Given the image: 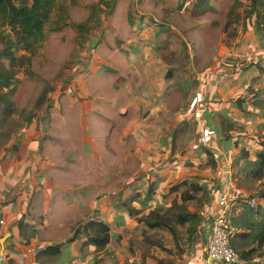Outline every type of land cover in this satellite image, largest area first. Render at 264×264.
Wrapping results in <instances>:
<instances>
[{
	"label": "rangeland",
	"instance_id": "rangeland-1",
	"mask_svg": "<svg viewBox=\"0 0 264 264\" xmlns=\"http://www.w3.org/2000/svg\"><path fill=\"white\" fill-rule=\"evenodd\" d=\"M259 1L249 15L252 0H118L113 11L99 13V27L91 22L90 30L82 31L77 25L89 21L94 13L91 7L99 0H58L29 73L27 67H18L19 81L10 88L0 85L6 105L14 112L0 124V151L10 139L26 135L33 123L39 131L45 129L42 133L48 132L52 116L59 120L52 126L56 132L61 130L66 104L88 101L78 97V77H88L84 82L89 85L95 73L101 87L111 83L117 93L125 92V102L115 104L117 111L124 112L113 121L114 139L97 145L92 156L70 152L79 160L69 161L68 155L64 161L76 164L64 170L66 186L73 187L64 190V199L71 198L69 206L75 208L64 212V242L83 223L102 218L111 227V243L103 250L83 249L86 239L82 237L65 249L64 264H202L199 257L205 250L199 255L196 247L209 239L213 192L231 187L244 193L247 201L258 199L264 179L247 178L243 168L246 154L256 161L264 144V0ZM61 9L67 13V26L53 31ZM244 25L251 27L250 35ZM8 34L10 28L0 18V35ZM131 37L139 43L129 47L126 41ZM101 44L106 52L120 51L123 61L114 68L98 62ZM131 52L135 60L129 59ZM23 55L16 52L18 57ZM151 56L159 57L162 64L148 67L143 61ZM1 63L11 70L8 60ZM150 69L158 74L159 86L152 75L148 80ZM199 94L203 101L196 110L193 102ZM148 101L155 112L147 109ZM122 121L124 129L119 128ZM204 129L216 134L204 140ZM192 185L203 190L195 192ZM174 188L178 190L173 192ZM185 193L192 199L184 201ZM80 194L86 197L72 198ZM99 203L102 213L92 209ZM121 203L138 209L140 216L130 217ZM241 205L236 201V215ZM155 210L171 220L176 240L168 228L150 229L137 220ZM170 211L201 215L202 228L192 241L190 224L176 225Z\"/></svg>",
	"mask_w": 264,
	"mask_h": 264
},
{
	"label": "crops",
	"instance_id": "crops-1",
	"mask_svg": "<svg viewBox=\"0 0 264 264\" xmlns=\"http://www.w3.org/2000/svg\"><path fill=\"white\" fill-rule=\"evenodd\" d=\"M126 31L129 32V30ZM250 31L251 27L248 32ZM138 41L131 37L127 39L126 45L129 46L132 42L139 43ZM103 48L104 44H101L96 52V56L101 59L98 61L97 57H94L95 60L114 68L123 59L118 57L121 52H106ZM150 48L149 46L146 49ZM135 58L136 56L131 52L129 59L135 60ZM146 58V61H143V59L142 61L148 67L162 64L157 56ZM147 75L148 80L150 79L149 76L152 75L151 79L155 80L159 86L161 80L153 69H150V73ZM99 77L95 73L90 75L89 85L84 82L88 77L82 79L78 77L76 79L79 90L78 97L88 99V101L85 104L79 103L81 105L66 104L65 114L60 118L62 122L61 130L59 129L56 132L55 127L52 126L53 122L56 125V122L59 121L55 120L56 115L52 116L49 121V123L52 121L51 125L46 126V129H49L48 132L42 133L45 129L41 128V132L38 130L36 123H33L31 128L26 131V135L19 139H10L0 151V242L6 235H11L6 242L4 254H2L0 245V264H19L22 261L27 263L39 261L42 264H64V251L57 258L45 254L41 255L45 248L60 244L47 242L48 239H57L58 237L64 239V227L62 225L64 224V212L66 211L65 214H68L71 209H75L69 206L71 198L64 199V190L67 187L73 188L70 185L66 186L64 170L74 168L76 164L75 162L66 163L64 161L69 155V161L74 159L77 162L79 159L77 160L75 156L79 154L78 152H82L79 154L81 157L86 152L92 156L97 145L106 144L107 139H114L113 121L116 118L115 116L121 112L117 111L115 104L125 102V92L122 94L117 93L113 90L111 83H109V87H101L96 82V78ZM162 94L161 91L159 97ZM66 96L68 98L72 97L71 94ZM77 101L79 100L77 99ZM140 103L141 101H138L136 106H139ZM147 104V109L150 112H155L156 109L151 107L152 102L148 101ZM149 116L151 118L152 113ZM149 120L151 119H148L147 127ZM119 126L120 129H124V121ZM70 152L77 153L74 156ZM84 188L86 186L82 187V189ZM73 197L74 199H80L86 197V195L80 194L79 197L76 195ZM99 206H101V203L92 206V209L101 210L102 213V208ZM80 207L82 206L76 208ZM22 217H25V223H28L35 233L29 244L20 236L17 223ZM70 222L75 223L71 220ZM47 231L55 232L51 234L54 236L43 235ZM29 250L36 251L37 256L28 253Z\"/></svg>",
	"mask_w": 264,
	"mask_h": 264
},
{
	"label": "trees",
	"instance_id": "trees-1",
	"mask_svg": "<svg viewBox=\"0 0 264 264\" xmlns=\"http://www.w3.org/2000/svg\"><path fill=\"white\" fill-rule=\"evenodd\" d=\"M117 2L118 0H99L96 6L91 7L94 13L89 21L85 24H79L77 27L82 31H88L92 27L91 22H96L95 26L99 27L101 25L99 13L107 14L106 10L111 9L113 11ZM259 2V0H252L251 7L247 11L249 15L255 13ZM57 4L58 0H0V18L10 28L11 33L7 36L0 35V67L2 68L0 69L6 73V75L0 73V85L2 87L10 88L12 84L19 81L17 79L19 71H16L18 67H27L25 72L29 73L33 57L46 40V27L51 21ZM61 11V18L55 21V26L52 27L53 31H59L67 26V13L65 9H61ZM244 26L245 31H249L250 27ZM96 44L93 43V47H96ZM17 51H23L25 55L18 57L16 56ZM2 59L9 61L11 70L5 69L4 64L1 63ZM5 99L6 95L0 93V124L14 114L6 105ZM240 105V108H242L241 102ZM205 116H208V120L210 119L209 114ZM32 119L33 115L28 117L27 125L31 124ZM262 146L263 150L257 154L256 161L249 160V154H246V166L243 168V173L247 178L257 181L264 179V144ZM209 152L212 154L211 151ZM192 188L195 192L203 190L197 185ZM177 190L178 188L172 189L173 192ZM183 197L184 201L192 199V196L188 193H185ZM257 198L261 201V204L253 208L247 202L242 203L240 213L232 220L234 228L238 231L232 242L238 256L237 264H264V254L261 253L264 250V189L259 192ZM131 202H135V197L131 199ZM122 206L129 212L130 217L138 218L140 216L141 212L138 209L131 208L129 203H123ZM170 213H172L171 217L176 218V225L184 227L186 224H190L189 239L192 241V237L198 234L202 228L201 215L182 211H170ZM137 220L140 223H145L150 229L168 228L174 239L178 238L171 220L157 210L151 211L149 215ZM17 224L21 238L29 244L35 234L33 229L28 223H25V217H22ZM82 237L86 239L82 245L83 249L93 247L96 250H103L111 243V227L103 220L91 218L87 223L85 222L77 227L72 238L66 242L45 248L41 255L45 254L57 258L70 244ZM206 245L207 242L205 241L202 246L196 247L199 255L201 254L199 252L204 250ZM257 254L259 260L257 257L255 258ZM203 255L199 257L200 261L204 258Z\"/></svg>",
	"mask_w": 264,
	"mask_h": 264
},
{
	"label": "built area",
	"instance_id": "built-area-1",
	"mask_svg": "<svg viewBox=\"0 0 264 264\" xmlns=\"http://www.w3.org/2000/svg\"><path fill=\"white\" fill-rule=\"evenodd\" d=\"M202 101L203 98L201 94H199L198 98H195L193 102V107L196 108V105ZM201 115L202 113L200 109L196 112V117L201 119ZM215 134V130L204 129L202 131L201 137L202 139L207 140V138L214 136ZM212 198L213 204L209 211L210 234L207 245L204 248L205 253L203 255L204 258L202 259V264H237L238 256L232 245L236 233L238 232L232 223L233 218L236 216V201H241V203L247 202L253 208L261 204V201L258 199L247 201V197L244 193H235L231 187L216 189L213 192ZM28 253H33L35 256L38 254L33 250H29ZM19 264L42 263L39 261H34L31 263L22 261Z\"/></svg>",
	"mask_w": 264,
	"mask_h": 264
},
{
	"label": "water",
	"instance_id": "water-1",
	"mask_svg": "<svg viewBox=\"0 0 264 264\" xmlns=\"http://www.w3.org/2000/svg\"><path fill=\"white\" fill-rule=\"evenodd\" d=\"M11 237L10 234L6 235L0 242L1 245V249H2V254H4L5 248H6V242L8 241V239Z\"/></svg>",
	"mask_w": 264,
	"mask_h": 264
}]
</instances>
